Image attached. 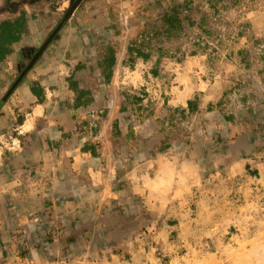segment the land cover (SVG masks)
I'll list each match as a JSON object with an SVG mask.
<instances>
[{"label":"crops","instance_id":"obj_1","mask_svg":"<svg viewBox=\"0 0 264 264\" xmlns=\"http://www.w3.org/2000/svg\"><path fill=\"white\" fill-rule=\"evenodd\" d=\"M74 1L0 0V22L24 17L0 61V264H162L157 245L197 225L191 201L264 204V46L220 60L202 22L168 34L181 0H80L30 65ZM249 17L264 43V10ZM131 93L180 131L134 123L129 160Z\"/></svg>","mask_w":264,"mask_h":264},{"label":"rangeland","instance_id":"obj_2","mask_svg":"<svg viewBox=\"0 0 264 264\" xmlns=\"http://www.w3.org/2000/svg\"><path fill=\"white\" fill-rule=\"evenodd\" d=\"M149 1L145 0V3L150 4L152 2ZM179 2L182 6V17L186 19L183 20L184 24H188L187 21L205 24L202 35L193 26L194 24H191L193 36L200 34L202 38H199V41L208 43L202 48L216 59L224 60L228 58L229 54L240 53L242 50H244L243 56L252 51L258 54V50L264 46V43L255 39L247 24L252 12L264 10V0H181ZM55 8H58V4ZM55 11L61 12L60 9ZM189 41L192 39L189 38ZM189 45L191 49L198 46L197 44ZM199 46L201 47V45ZM190 48L186 51H190ZM173 55L176 61L183 56L180 52H173ZM242 75L246 83L249 77L243 73ZM141 78L144 80L143 84L146 81L150 88L159 80L164 82L165 75L141 76ZM139 88L144 89L138 85L136 93H138ZM151 89L153 88L151 87ZM139 92L143 96L148 93ZM164 96L165 94L162 93V98ZM130 98L134 106L131 107L127 117L131 121L127 124L126 129H124L125 126L123 127L122 131L126 133V137L124 141H118L117 147L119 148L118 153L123 154L125 152V158L132 160L133 155L130 154L129 149H131L132 144L130 137L132 138L134 135V130L131 129L134 123H140L145 129L156 130L162 136L178 133L180 124L178 121H173L169 128L164 119L153 118L151 108L142 110L138 106L141 100L140 96L131 93ZM241 109V103L236 101L233 106L226 105L224 112L228 113ZM191 202L190 217L194 218L200 212L197 225L190 226L188 220L182 221L180 237H177L176 234L173 235L171 240L174 242L170 244L169 248L164 250L160 248L159 244L157 245L155 254L160 263L264 264V204L246 205V209L236 212L224 205L223 202H217L214 204L215 212H212V209H208V207H202V210L198 211L199 209H196L195 204ZM246 210L253 211L251 217H248L249 214ZM218 232L219 234H217ZM129 256L131 257L132 254H126V258ZM135 258L133 257L129 262L135 263Z\"/></svg>","mask_w":264,"mask_h":264},{"label":"trees","instance_id":"obj_3","mask_svg":"<svg viewBox=\"0 0 264 264\" xmlns=\"http://www.w3.org/2000/svg\"><path fill=\"white\" fill-rule=\"evenodd\" d=\"M170 16V18L166 19V23L168 24L166 30H168V34L172 31H179V28L182 26V21L186 20L182 17L180 9L177 8L172 10ZM18 19L14 21L6 20L0 22V61L4 60V58L8 55L9 46L17 41L20 32L23 30V15H21ZM187 22L188 24H194L191 21Z\"/></svg>","mask_w":264,"mask_h":264},{"label":"water","instance_id":"obj_4","mask_svg":"<svg viewBox=\"0 0 264 264\" xmlns=\"http://www.w3.org/2000/svg\"><path fill=\"white\" fill-rule=\"evenodd\" d=\"M80 0H75L71 6L67 9V11L65 12V14L63 15V18L61 20V22L59 23V25L51 32V34L47 37V39L44 41V43L39 47V49L34 53L31 61H30V65L33 64L37 58L40 56V54L42 53V51L44 50V48L47 46V44L50 42V40L53 38V36L56 34L59 26L70 16L72 10L74 9V7L76 6V4L79 2Z\"/></svg>","mask_w":264,"mask_h":264}]
</instances>
